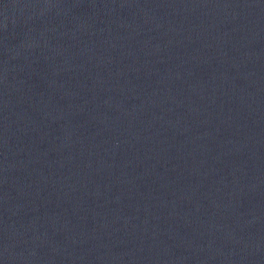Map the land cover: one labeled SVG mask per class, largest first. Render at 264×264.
<instances>
[{"label": "water", "instance_id": "95a60500", "mask_svg": "<svg viewBox=\"0 0 264 264\" xmlns=\"http://www.w3.org/2000/svg\"><path fill=\"white\" fill-rule=\"evenodd\" d=\"M0 264H264V0H0Z\"/></svg>", "mask_w": 264, "mask_h": 264}]
</instances>
